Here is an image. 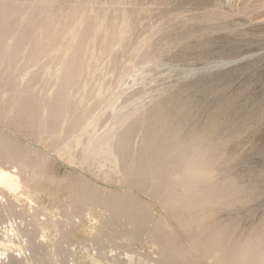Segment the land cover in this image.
Wrapping results in <instances>:
<instances>
[{
	"label": "rangeland",
	"instance_id": "1",
	"mask_svg": "<svg viewBox=\"0 0 264 264\" xmlns=\"http://www.w3.org/2000/svg\"><path fill=\"white\" fill-rule=\"evenodd\" d=\"M1 57L0 167L27 186L0 264H264V0H0ZM118 122L117 166L84 162ZM192 140L190 191L166 161Z\"/></svg>",
	"mask_w": 264,
	"mask_h": 264
},
{
	"label": "bare ground",
	"instance_id": "2",
	"mask_svg": "<svg viewBox=\"0 0 264 264\" xmlns=\"http://www.w3.org/2000/svg\"><path fill=\"white\" fill-rule=\"evenodd\" d=\"M5 63L6 62L4 60V57H1L0 66H6ZM121 124L123 123L118 122V124L114 125L109 130V132L106 133L105 136H92L89 138L88 144L83 149L84 162L97 161L100 167L107 166V163L117 166L118 159L112 153V141L113 139L115 140V136L119 135L118 130L121 127ZM149 132L150 133L142 137L141 140H144L145 148H147L148 150H152L153 153H156L157 150L154 149L156 144H152L153 141L150 138L152 137L151 135H153V133L152 131ZM128 134L129 132L120 134L122 136L121 138L123 142L124 140L128 139ZM121 138H118L116 142L121 141L119 140ZM198 146L199 142L192 140L191 142H189V145L186 144L183 146V151L179 155H177V157H173L172 159L170 158V160L166 161L168 164H172L173 166L176 165L178 167L177 169L180 173L181 181L188 187L190 191L194 190L198 186V184L203 183V180L208 177L205 167V165L207 164V161H205V153L203 151H200ZM173 166L168 167L169 170H171V168L173 170ZM152 169L155 172H162L161 169L158 170V168L156 167ZM26 186V181H23V179H21L20 173L17 169H15L14 171H10L0 167V213H6L7 209L11 206L10 197L19 196L24 188H26ZM26 199L28 200L30 207L35 206L33 199L29 195L26 197ZM6 221L7 223H10V226L3 227L2 225L0 227V259H7L9 257H12L9 256V254H7L6 252L7 250H10L12 246H15L12 241L9 240V238L6 239V243L1 239L3 238L5 240L9 233L10 235H15V233L17 232V229L13 226L11 218L8 217ZM36 226L38 228H42L41 239L44 240L47 235V227H45L44 225V227H42L41 225H39L38 221L36 222ZM90 231L92 232L93 229H91ZM22 248L23 247L21 246H17V251L19 252L20 257L25 256V250ZM1 256L4 257L1 258ZM26 260L28 259L26 258Z\"/></svg>",
	"mask_w": 264,
	"mask_h": 264
}]
</instances>
